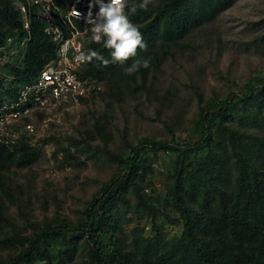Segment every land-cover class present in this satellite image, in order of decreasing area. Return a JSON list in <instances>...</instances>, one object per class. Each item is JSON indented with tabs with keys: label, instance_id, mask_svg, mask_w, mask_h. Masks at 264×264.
<instances>
[{
	"label": "trees",
	"instance_id": "16d2710c",
	"mask_svg": "<svg viewBox=\"0 0 264 264\" xmlns=\"http://www.w3.org/2000/svg\"><path fill=\"white\" fill-rule=\"evenodd\" d=\"M234 1L149 0L146 9L137 7L131 13L139 0H126L125 11L146 44L144 50L137 49V56L149 59V66L126 73L134 58L111 62L108 50L92 41L89 32L84 39L87 52L95 49L109 63L87 60L81 75L104 83L107 91L100 97L111 102L141 90L150 95L170 49L213 22ZM22 2L0 0V55L17 50L3 73L18 85L7 90L0 77V102L15 98L18 87L33 81L55 53L54 43L36 21L31 19L29 31L23 28ZM171 134L170 139L145 137L136 142L123 135L121 153L105 147L116 170L86 201L76 222L54 217L34 224L30 235L14 229L5 201L16 204L29 219L27 197H21V185L10 172L31 166L41 153L24 137L12 147L0 144V245L19 248L0 264H264V75L252 76L242 88L221 97L213 95L199 105L187 135ZM63 152L66 162L70 153ZM160 152L170 160L162 174L163 193L153 187ZM131 211L150 227L148 238L133 229L135 238L129 239L124 224ZM173 225L179 232L170 236L166 230Z\"/></svg>",
	"mask_w": 264,
	"mask_h": 264
},
{
	"label": "rangeland",
	"instance_id": "374dc122",
	"mask_svg": "<svg viewBox=\"0 0 264 264\" xmlns=\"http://www.w3.org/2000/svg\"><path fill=\"white\" fill-rule=\"evenodd\" d=\"M7 54L0 63V77L8 90L18 85L10 74L3 73V68L17 50L12 48L10 56ZM256 75H264V0H235L213 22L194 30L170 49L152 82L154 92L150 95L141 90L111 102L101 99L107 90L100 82L101 89L87 102L60 115L37 137L27 138L41 156L31 166L10 172L21 185V197H27L30 214L29 219L23 218L16 204L5 201L14 229L30 235L34 224L43 225L54 217L75 223L86 201L116 170L105 147L121 153L123 135L130 142L145 137L170 139L171 131L177 137L185 136L199 105L213 95L221 97L242 88ZM36 126L40 127L38 123ZM51 136L53 140H49ZM83 140H88L91 148ZM63 150L70 153L66 162ZM169 163V158L157 154L153 187L159 193L164 192L162 174ZM129 198L133 204V195ZM126 215L130 221L124 228L130 240L135 238L133 229L141 230L145 238L150 236V227L138 221L134 211ZM166 231L172 236L179 228L173 225ZM18 251V246L0 245V259Z\"/></svg>",
	"mask_w": 264,
	"mask_h": 264
},
{
	"label": "built area",
	"instance_id": "2783aa9c",
	"mask_svg": "<svg viewBox=\"0 0 264 264\" xmlns=\"http://www.w3.org/2000/svg\"><path fill=\"white\" fill-rule=\"evenodd\" d=\"M19 4L23 28L30 29L31 19L54 43L55 53L37 77L15 92V98L0 105V144L12 147L22 137H37L60 115L78 108L101 89L97 79L81 75L87 60L78 57L87 50L85 35L90 27L86 15L96 8L93 0H24ZM4 58L0 55V63ZM40 126L37 128L36 124Z\"/></svg>",
	"mask_w": 264,
	"mask_h": 264
},
{
	"label": "clouds",
	"instance_id": "9594fccd",
	"mask_svg": "<svg viewBox=\"0 0 264 264\" xmlns=\"http://www.w3.org/2000/svg\"><path fill=\"white\" fill-rule=\"evenodd\" d=\"M149 0H139L138 5H134L129 12L135 13L137 7L146 9ZM92 6L96 8L93 14L90 11L85 17V24L90 27V39L101 43L107 49L111 62L123 64L129 58L132 62L124 68L126 73H134L140 68L149 66V59L138 57L137 49L144 50L146 44L139 27L129 19V12L125 11L126 0H93ZM96 58L103 64H108L109 60L95 49H89L86 54H81L78 59L91 60Z\"/></svg>",
	"mask_w": 264,
	"mask_h": 264
}]
</instances>
